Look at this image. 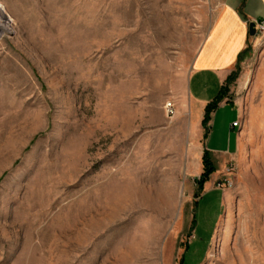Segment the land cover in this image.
Here are the masks:
<instances>
[{"label":"rangeland","instance_id":"rangeland-1","mask_svg":"<svg viewBox=\"0 0 264 264\" xmlns=\"http://www.w3.org/2000/svg\"><path fill=\"white\" fill-rule=\"evenodd\" d=\"M219 2L0 0V264H264V142L198 187L175 117Z\"/></svg>","mask_w":264,"mask_h":264},{"label":"crops","instance_id":"crops-1","mask_svg":"<svg viewBox=\"0 0 264 264\" xmlns=\"http://www.w3.org/2000/svg\"><path fill=\"white\" fill-rule=\"evenodd\" d=\"M253 20H261L264 24V0H220L209 29L190 64L187 74L189 85L187 88L183 87L184 92L187 89L188 99L182 101L181 95L180 97L178 95L175 100L178 106L175 117L182 119L186 116V126L189 130L192 128L188 137L192 146L191 157L197 160V171L202 168L200 156L203 151L213 166L212 172L203 183L204 187L217 177L216 164L219 165L223 160L245 157L246 153L261 152L263 148L261 144L264 142V32L256 33L254 36L248 35L247 25ZM248 45L262 51L252 68L248 66V57H244L238 63ZM237 64L239 69L236 77L230 83H226V77L234 71ZM224 86L227 91L216 107L209 112L204 130L201 125L204 106ZM227 103L234 112V118L226 123L229 131L234 133L232 147L227 144L211 149L201 146L204 140L207 141L208 124L212 123L216 109ZM191 113L193 120L190 119ZM234 120H237V124L231 126ZM203 131L206 136L204 140ZM210 138L211 134L209 140ZM208 151L215 152L213 159L209 157Z\"/></svg>","mask_w":264,"mask_h":264},{"label":"trees","instance_id":"trees-1","mask_svg":"<svg viewBox=\"0 0 264 264\" xmlns=\"http://www.w3.org/2000/svg\"><path fill=\"white\" fill-rule=\"evenodd\" d=\"M236 74H237V69L235 68L234 71H232L226 77V83H230L231 81H233L234 78L236 77ZM226 90H227L226 86L220 88L216 93V95L208 103L205 104L201 119V125L204 130L206 129V123L209 119V112L216 107L217 103L222 99ZM201 162H202V171L197 177L198 187L201 185L202 182H204L207 179L209 173H211L213 170V166L210 160L208 159V157L206 156L205 151L202 152Z\"/></svg>","mask_w":264,"mask_h":264},{"label":"built area","instance_id":"built-area-1","mask_svg":"<svg viewBox=\"0 0 264 264\" xmlns=\"http://www.w3.org/2000/svg\"><path fill=\"white\" fill-rule=\"evenodd\" d=\"M252 22L254 24L253 26H254L255 34L264 32L263 21H261V20H253ZM165 112H166V115L169 116V117L174 115L175 106H174V104L171 101L166 102V104H165ZM236 124H237V120H234V121L231 122V126H234ZM228 165H230V164H228ZM231 169L232 168L230 166H228L226 168V171L229 172ZM219 180H221V179H219Z\"/></svg>","mask_w":264,"mask_h":264},{"label":"water","instance_id":"water-1","mask_svg":"<svg viewBox=\"0 0 264 264\" xmlns=\"http://www.w3.org/2000/svg\"><path fill=\"white\" fill-rule=\"evenodd\" d=\"M253 22H249L247 25V32L249 36H254L255 31H254V26Z\"/></svg>","mask_w":264,"mask_h":264},{"label":"bare ground","instance_id":"bare-ground-1","mask_svg":"<svg viewBox=\"0 0 264 264\" xmlns=\"http://www.w3.org/2000/svg\"><path fill=\"white\" fill-rule=\"evenodd\" d=\"M0 28H1V26H0Z\"/></svg>","mask_w":264,"mask_h":264}]
</instances>
